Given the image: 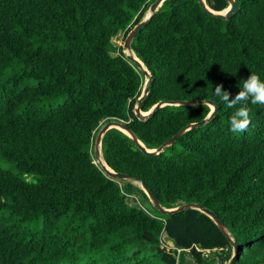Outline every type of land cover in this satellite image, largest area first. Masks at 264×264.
Wrapping results in <instances>:
<instances>
[{
  "label": "trees",
  "instance_id": "obj_1",
  "mask_svg": "<svg viewBox=\"0 0 264 264\" xmlns=\"http://www.w3.org/2000/svg\"><path fill=\"white\" fill-rule=\"evenodd\" d=\"M154 1L0 0V156L15 165L0 167V264H182V250L200 264L203 250L231 251L197 209L130 205L129 182L107 176L93 157L105 122L123 120L154 149L206 117V100L215 115L157 154L108 129L102 161L144 182L166 208L210 209L238 243L235 264H264V105L249 102L251 123L234 134V110L213 90L220 83L234 96L251 72L264 80V0H235L227 19L198 0H164L131 41L151 77L141 110L160 100L199 103L165 105L142 120L134 107L146 78L112 38L124 40ZM205 2L215 11L228 5Z\"/></svg>",
  "mask_w": 264,
  "mask_h": 264
},
{
  "label": "water",
  "instance_id": "obj_2",
  "mask_svg": "<svg viewBox=\"0 0 264 264\" xmlns=\"http://www.w3.org/2000/svg\"><path fill=\"white\" fill-rule=\"evenodd\" d=\"M163 1L164 0H155L154 2H152L149 5L148 15H144L143 18L129 30V32L125 36L124 42L122 44L123 51L126 54V58L128 60H130L131 62H133L138 69L142 70L143 74L146 78L144 81V85H143L141 94L138 98V101H137L135 107H134V113L138 116L139 119H142V120L147 119L148 117H150L154 113V111L156 109L163 107L165 105H181V104L195 105V104L199 103L197 100H168V101L160 100L157 103H155L148 111H142L141 110V102L148 93V83H149L151 77H150L149 71L144 66L142 61L134 54V52L131 48V41L134 38L137 31L140 28H142L146 23L149 22L151 16L158 9V7L161 6ZM227 1H228L227 7H225L222 10L215 11L206 5L205 0H198L199 4L203 7V9L205 11L214 15L215 17L223 18V19L229 18L231 16V14L237 12V10L239 8L238 3L235 0H227ZM229 5H231V10L226 12V10L229 8ZM205 103L210 107V111L208 112L206 117H204L203 119H201L199 121L189 123L188 125H186L182 129L177 131L175 134H173L169 139L164 141L161 144V146H159L157 148H154V149L146 148L144 146V144L140 140H138L136 134L125 125V122L123 120H110V121L105 122L97 132V135L95 138V148H96V150L99 149V146L101 145L102 137L108 129L116 128L118 130H121L123 133L127 134L135 142V144L140 148V150H142L146 155L157 154V153H159V151L162 150L163 147L171 145L186 130H189L191 128H194V127H197L199 125L204 124L205 122H207L209 119H211L215 115L216 110H217L216 103L212 100H206ZM100 150H101V148H100ZM99 166L102 169V171L107 176H109L110 178H119V179H123V180H131L130 176L127 173L116 172L113 169H111L110 167H108L107 165H104L102 162H99ZM132 180H135L141 184V187H142L143 191L145 192V194L147 195L149 201L162 214H173V213L182 211L184 209L192 208V209H197V210L203 212L204 214H206L208 217H210L214 221V223L217 225V227L227 237L229 244L231 246L232 255L228 261V264H235L236 263V259H237L238 254H239L238 243H237L236 239H234L230 236L229 230L226 227V225L218 218V216L213 211H211L210 209H208V208H206V207H204L198 203H195V202L182 203V204L177 205V206L172 207V208H166L160 204L158 199L154 196V194L150 191V189L145 185L144 182L139 181L138 179H132Z\"/></svg>",
  "mask_w": 264,
  "mask_h": 264
},
{
  "label": "clouds",
  "instance_id": "obj_3",
  "mask_svg": "<svg viewBox=\"0 0 264 264\" xmlns=\"http://www.w3.org/2000/svg\"><path fill=\"white\" fill-rule=\"evenodd\" d=\"M230 10L231 5L226 12ZM213 90L214 95L219 97L227 108L234 110L229 117V131L234 134L243 133L251 123L247 107L249 102L264 105V80L254 72H251L246 79H242L241 87L234 96L224 90L220 83H217Z\"/></svg>",
  "mask_w": 264,
  "mask_h": 264
},
{
  "label": "rangeland",
  "instance_id": "obj_4",
  "mask_svg": "<svg viewBox=\"0 0 264 264\" xmlns=\"http://www.w3.org/2000/svg\"><path fill=\"white\" fill-rule=\"evenodd\" d=\"M148 13H149V10H147L145 12V15H148ZM112 42L116 45L122 46V44L124 42V40L122 38V33H119L118 35L113 37ZM26 83L27 84H33L34 81L29 79L26 81ZM62 101H63L62 98L56 99L53 102V105L61 103ZM93 157H94V162L96 164L99 165V162H102L104 164V162L102 161L103 158H102L100 146H99V149L96 150L95 141L93 143ZM0 167H2L3 169H6V170L15 171L14 163L11 161H7V160L3 159L1 156H0ZM126 181H128L129 184L132 186L131 190L128 193H126V201L130 205H138V206L143 207L149 211H152L154 214H157L155 206L150 204V201L147 203L145 198L143 197V194L141 191L143 189L141 187V184L135 180H123V181H121V184H125ZM165 237H166V235L162 236V238H165ZM167 241H168L167 243L169 246L172 245V242H170L169 239ZM167 243L165 242L164 245H166ZM179 251H181V249ZM231 251H232V249H231ZM203 252H205V254H207V257L200 264H216V259H214L215 255L220 256L219 262L221 264H224V261H225L224 259H226L229 256V253L224 254L223 253L224 251H222V250L221 251L220 250H212V251L203 250ZM227 252H229V251H227ZM178 257H180L182 264H192V263L196 264L192 254L188 250H182L179 253ZM227 262H226V264H227Z\"/></svg>",
  "mask_w": 264,
  "mask_h": 264
},
{
  "label": "crops",
  "instance_id": "obj_5",
  "mask_svg": "<svg viewBox=\"0 0 264 264\" xmlns=\"http://www.w3.org/2000/svg\"><path fill=\"white\" fill-rule=\"evenodd\" d=\"M227 251H229V252H227ZM223 253H224V254H228V253H229V256H228L226 259H224V260H225V261H224V264H226V262L230 259L231 255H232V251H230V250L228 249V250L224 251ZM214 259H216V264H221V263L219 262L220 256L215 255ZM192 264H194V263H192ZM227 264H228V262H227Z\"/></svg>",
  "mask_w": 264,
  "mask_h": 264
},
{
  "label": "built area",
  "instance_id": "obj_6",
  "mask_svg": "<svg viewBox=\"0 0 264 264\" xmlns=\"http://www.w3.org/2000/svg\"><path fill=\"white\" fill-rule=\"evenodd\" d=\"M167 249H171L169 245L167 246Z\"/></svg>",
  "mask_w": 264,
  "mask_h": 264
},
{
  "label": "bare ground",
  "instance_id": "obj_7",
  "mask_svg": "<svg viewBox=\"0 0 264 264\" xmlns=\"http://www.w3.org/2000/svg\"><path fill=\"white\" fill-rule=\"evenodd\" d=\"M104 165H106V164H104Z\"/></svg>",
  "mask_w": 264,
  "mask_h": 264
}]
</instances>
